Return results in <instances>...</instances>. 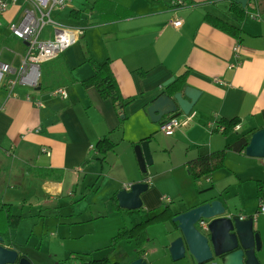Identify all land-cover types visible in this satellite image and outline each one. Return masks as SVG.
Wrapping results in <instances>:
<instances>
[{"label":"crops","instance_id":"1","mask_svg":"<svg viewBox=\"0 0 264 264\" xmlns=\"http://www.w3.org/2000/svg\"><path fill=\"white\" fill-rule=\"evenodd\" d=\"M8 1V11L0 15V61L15 68L26 53V44L13 36L9 25L17 22L25 10L34 7L30 0ZM96 1L99 4L94 6ZM173 1L176 0H69L67 8L52 13L67 12L66 22L62 24L83 26L85 34L56 60L43 64L45 68L41 71L39 87L18 86L10 96L8 90L0 86V173L6 179L1 181L4 187L24 189L32 180L34 185L31 188L38 186L41 192V196L35 198L37 205L55 202L66 191L68 197L74 196L75 192L69 187L79 181L89 163L94 159L106 162L110 154H114V159H109L112 167L125 168L126 174L121 170V179L116 180L118 189L111 193L108 202L123 190L122 184L140 183L143 180L141 171L135 170L137 158L130 148L149 139L151 152L158 145L167 150V141L162 142L164 138L159 140L156 136L161 123H152L147 109L157 96L168 93L164 83L172 78L176 81L184 73H187L184 86L195 88L201 94L192 108L194 119L172 135L174 145L170 147L167 160L174 170L172 172L183 166L187 173L188 161L223 150L242 136L251 138L253 132L264 128V0L249 2L257 17L241 22L239 39L217 30L203 18L206 12H211L236 24L234 19L227 17L232 0H182L185 5L178 8L171 6ZM71 11L80 14L75 18ZM174 20H181L182 25L173 27L171 21ZM237 45L239 52L236 54ZM90 57L101 63L109 60L124 102H130L124 110L111 99H101L95 88L82 86L81 82L93 75L86 61ZM59 88L65 90L66 97L53 95ZM221 119H237L239 122L232 132L224 135L215 131ZM128 130L131 135L125 136ZM147 131L149 135H146ZM105 136H111L118 146L103 159L96 144ZM121 148L130 167L122 163L123 157L118 152ZM225 159L223 169L204 177L206 184L213 189L222 184L225 171H232L234 176L245 175L244 164L248 159L245 152H229ZM38 169L54 170L56 175L42 179L35 175ZM187 175L193 180L189 173ZM56 176L61 179L57 180ZM152 185L141 199L146 213L166 204L161 200L167 196L165 191L153 182ZM211 192L188 209L171 208L179 214L218 199L227 209L226 203L220 197L212 196ZM257 196L260 198L259 194ZM17 199L14 200L12 195H0V203L11 204L12 210L16 203L33 202ZM77 207L66 208L69 211L66 217L87 212L89 217L70 223L67 230L70 239L88 235L83 231L72 233L78 225H87L115 213L112 206H105L104 211H94L91 205L79 211ZM227 215H231L228 210ZM122 228L117 227L110 239ZM179 236L177 229L160 258H155L158 252L150 249L122 264L137 258L147 264H172L168 250ZM8 248H14V244ZM263 251L264 248L257 253L262 264ZM90 258H93L92 254ZM195 262L187 254L183 262L176 264H197Z\"/></svg>","mask_w":264,"mask_h":264},{"label":"rangeland","instance_id":"2","mask_svg":"<svg viewBox=\"0 0 264 264\" xmlns=\"http://www.w3.org/2000/svg\"><path fill=\"white\" fill-rule=\"evenodd\" d=\"M67 12L60 14H53L51 19L60 24L66 22L65 15ZM88 24L87 22H82ZM53 25H47L41 39L46 40L53 35ZM52 38V37H51ZM81 40V39H80ZM79 40V41H80ZM78 41V42H79ZM16 67H20L16 65ZM15 67V68H16ZM41 71L45 68L42 66ZM50 82V80L48 81ZM127 121V120H126ZM130 121L128 124L131 123ZM150 132L147 131L146 135ZM126 135H131V132H126ZM159 140L164 138L162 142L167 141L169 146L167 150L158 147L153 148L152 162L153 164L148 167V173L142 175L141 178H151L154 185L161 187L162 191H165L167 196L173 201L170 206L175 210L188 209L199 203L206 197L208 192H211L212 196L220 197L227 205V209L231 215L240 217L243 216L247 219H253L258 215L256 219H253L254 228L258 232L261 238V247L264 248V215L258 214V207L260 198H258L257 182L264 184V159L251 158L246 159L245 175L234 176L233 172L225 171L226 177L222 184L212 188L211 185L206 184V178H202L196 181L190 180L188 173H186L182 166L178 171L172 172V167L169 166V152L171 146L174 145V137H166L160 131L156 133ZM128 139H131L128 137ZM128 146H132L131 143H126ZM161 145H163L161 143ZM135 146L130 148L132 154H136ZM150 149V148H149ZM123 157V164L130 167L128 158L124 155L121 149H118ZM114 154H110V157L106 162L98 159H94L89 163L86 172L82 173L79 177V181L72 185L71 189L74 196L67 195V191L62 198H59L55 202H49L44 205H37L35 198L40 197L41 192L38 190V186L31 188L32 180H29L24 189H10L7 186L4 187L1 181L6 179L0 173V195L11 196L17 201L25 198L27 201H33L32 203L14 204L13 214L22 217L20 225L13 230L12 238L14 241V248L22 255H25L33 264H83V261L93 258H109L113 263H127L133 257L142 256L145 251L150 249L157 251L155 258H160L163 253L167 251L169 242L171 240L172 233L177 232V227L173 225L171 221L161 222L149 225L146 230L147 240L144 243L143 250L138 253L136 242L123 241L114 250L109 247L111 236L115 233L117 227H131L139 222L140 217L142 219H148L153 214L146 213V210L136 211H122L114 214L109 213V216L102 218L101 220L91 222L87 225H78L75 227L72 233L84 232L88 235L83 238L70 239L68 237L67 230H69L70 223H76L89 217V212L77 217H66L69 211L66 208L71 206L80 209H87L88 206H93L94 211L99 209L104 211L105 206H109V197L112 195L117 187V179H121V170L126 174L125 168L112 167L110 160L114 159ZM136 156V155H135ZM137 158V157H136ZM110 159V160H109ZM122 164V165H123ZM135 170L140 169L138 159H136ZM145 176V177H144ZM153 186V185H152ZM121 188V185L119 186ZM124 188V184H122ZM112 191V192H111ZM73 194V193H72ZM71 194V195H72ZM222 195V196H221ZM200 196V197H199ZM60 204H63L61 206ZM106 204V205H105ZM65 206V207H64ZM102 213V212H101ZM80 218V219H79ZM74 219V220H73ZM66 222V224H63ZM69 239H67V238ZM262 252V250H261ZM264 252V251H263ZM90 253V256L87 255ZM188 258V257H187ZM185 259V258H184ZM180 261H173L172 264H176Z\"/></svg>","mask_w":264,"mask_h":264},{"label":"water","instance_id":"3","mask_svg":"<svg viewBox=\"0 0 264 264\" xmlns=\"http://www.w3.org/2000/svg\"><path fill=\"white\" fill-rule=\"evenodd\" d=\"M248 0H237V4L246 7ZM172 78L164 83L167 88L174 83ZM201 92L190 86L170 95L163 93L157 96L148 107L147 113L152 123H160L168 117H179L192 112ZM245 154L251 158L264 159V128L253 132ZM150 140H145L135 146L136 157L142 175L148 173V167L153 164ZM149 185L142 180L132 184L129 190L123 189L117 193L120 208L128 211L143 208L142 195L148 192ZM206 220V229L197 226ZM253 219L241 220L240 217L227 215V210L221 201L213 200L176 215L172 222L176 223L180 236L170 245L169 252L173 261H180L187 254L195 263L207 264H262L257 256L262 250L261 238L254 230ZM0 238V264H33L26 256L14 248L3 245ZM217 261V262H216ZM128 264H147L142 258H137Z\"/></svg>","mask_w":264,"mask_h":264},{"label":"trees","instance_id":"4","mask_svg":"<svg viewBox=\"0 0 264 264\" xmlns=\"http://www.w3.org/2000/svg\"><path fill=\"white\" fill-rule=\"evenodd\" d=\"M237 0H232L229 6V10L227 11V17L229 19H234L236 24L231 23L228 20L222 19L221 17H218L217 15L206 12V15L204 20L210 24L212 27L216 28L217 30L224 32L230 36L235 37L236 39L240 38V35L242 34L241 29V22L244 21L247 18H250L249 15H251L253 12V8H251L249 5L251 0H248L246 7H242V5L236 3ZM99 1H96L94 3L95 5H98ZM71 16L79 15V12L71 11ZM76 18V17H75ZM87 63L91 66L93 70V75L84 81L81 82L82 86L85 87V89L95 88L99 95L101 96V99L104 100H110L118 107H121L123 110L124 108L130 103V102H124V99L122 98L117 81L111 73L110 69V62L109 60L101 63L98 61H95L93 58H88ZM143 75V73H142ZM187 73L182 74L177 78V80L174 83H171L170 86H168L167 92L170 95H175V93L181 91L185 86ZM239 120L233 119V120H224L221 119L219 121V124L217 128H215V131H220L221 128H223L222 133L224 135H228L230 132L233 131L235 126L238 124ZM111 136H105L101 140L98 141L96 144L97 149L99 153L103 156V159L105 157L115 151L116 147L118 146V143L114 141L113 138H110ZM149 140V139H147ZM250 138L247 136H242L236 140L233 144L228 145L225 149L220 151H215L212 153H209L207 155L199 156L196 159H192L187 162V173L190 174L191 178L194 181L200 180L204 177H207L211 174H213L215 171L221 170L225 167V161L226 157L229 154V152H235L242 154L245 152L246 147L249 144ZM35 175L42 179H51L54 178L56 173L54 170H43L38 169L35 170ZM57 180H60V176H56ZM258 187V194L260 195L261 192L264 190V184L261 182H257ZM117 193L110 199V204L112 208L115 211H124L119 206V202H117ZM172 202V201H171ZM171 203L163 204L162 208H157L150 211L151 214H153L151 217H148V219H142L138 223H136L134 226L124 227L120 229L117 234L112 237L110 240L109 247L112 249H115L116 246L121 243L122 241H135L138 249V253H140L143 249L144 243L146 242V230L149 225L161 223V222H167L171 221L172 219L178 215V213L173 212L171 206ZM259 208V207H258ZM257 208V209H258ZM22 217L19 215H14L12 211L11 204L7 203H0V238H3L4 246L12 247L13 246V238H12V232L15 230L21 223ZM173 223V222H172ZM173 225H176V223H173ZM90 255V254H88ZM25 256V255H23ZM83 264H118L111 262L108 258H102V259H93L83 261Z\"/></svg>","mask_w":264,"mask_h":264},{"label":"built area","instance_id":"5","mask_svg":"<svg viewBox=\"0 0 264 264\" xmlns=\"http://www.w3.org/2000/svg\"><path fill=\"white\" fill-rule=\"evenodd\" d=\"M33 3V9H27L23 12L20 19L12 23L10 26L13 36L26 44V53L21 59L20 67L14 68L12 65L0 61V86H4L9 95L12 96L14 89L18 86H27L30 88H37L41 79V66L46 62L56 60L63 52L74 46L85 34L86 28L83 26H68L55 23L51 19V15L55 11L64 10L69 6V0H30ZM185 5L182 0L172 2L174 8ZM10 3L8 0H0V15L8 11ZM257 12L249 15L256 18ZM175 28L182 25L181 20L171 21ZM47 25H53V36L50 39H41V34ZM239 45L235 48V53L239 51ZM53 95H61L66 97L64 89H57ZM40 105V104H39ZM41 106V105H40ZM195 113L182 115L179 117H168L160 122V132L166 136H172L175 131L181 127L187 126L191 120L194 119ZM236 128V127H235ZM238 129V128H237ZM223 131V128L220 129ZM78 171L80 169L78 168ZM144 182L149 186L152 185L151 178L147 177ZM131 185H125L123 189L129 190ZM258 214L264 215V190L261 192ZM168 196H163L164 203H170ZM241 220L246 218L240 216ZM254 216L253 219H255ZM206 220L197 223L202 230L206 229Z\"/></svg>","mask_w":264,"mask_h":264}]
</instances>
